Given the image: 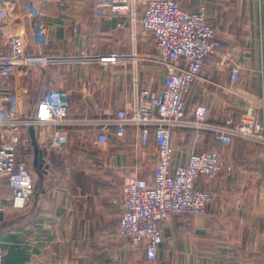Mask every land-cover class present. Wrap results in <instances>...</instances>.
<instances>
[{"label": "crops", "instance_id": "crops-1", "mask_svg": "<svg viewBox=\"0 0 264 264\" xmlns=\"http://www.w3.org/2000/svg\"><path fill=\"white\" fill-rule=\"evenodd\" d=\"M37 1L45 10L49 42L36 43L32 34L36 19L28 17L25 0H7L10 14L0 23V53L9 52L10 35L19 31L28 36V52L78 58L34 65L17 74L20 109L34 107L38 93L48 86L69 91L75 117L104 116L129 104L134 96L133 60L103 63L87 58L130 54L134 42L128 18L96 14L92 0H64L63 5L59 0ZM201 2H206L217 26L220 49L235 42L248 50L241 80L232 90L228 70L214 61L192 86L187 108L191 111L195 104L206 103L209 120L217 123L227 112L238 114L250 102L264 99V0H188L183 4L196 9ZM119 21L126 27H119ZM136 42L141 84L158 87L164 70L149 58L155 44L143 35ZM256 106L263 116L262 107ZM85 130L72 126L66 150L50 153L43 183L34 167V146L21 154L30 162L35 188L25 209L8 208L0 221L6 263L28 264L41 255L52 264H264V148L260 143L236 137L231 147H224L226 160L235 167L233 173L222 169L217 177L202 180L201 186L215 194L210 211L202 217L172 215L160 221L163 241L156 258L148 261L143 251L115 235L120 210L111 197L120 186L103 184L114 176L108 167L116 176L144 174L139 165L148 150L138 151L135 129L129 127L124 138L112 136L107 144H100L99 156L88 150L91 137ZM188 132L177 130L176 158L184 160L187 154ZM211 140V134L205 133L203 146ZM148 171L150 176L152 170ZM12 195L13 189L0 182V196Z\"/></svg>", "mask_w": 264, "mask_h": 264}, {"label": "built area", "instance_id": "built-area-1", "mask_svg": "<svg viewBox=\"0 0 264 264\" xmlns=\"http://www.w3.org/2000/svg\"><path fill=\"white\" fill-rule=\"evenodd\" d=\"M64 0H59L63 5ZM7 0H0V23L10 14ZM96 14L114 19L128 18L134 50L130 54L111 53L87 57L103 63L132 61L133 100L113 113L99 117H75L70 111V94L66 88L50 87L34 107L22 110L17 74L34 65L59 64L64 59L78 58L28 52L26 33L13 31L10 50L0 53V182L13 189V197L0 196V221L8 208L25 209L34 192L31 166L21 155L31 150L29 127L38 129L37 141L47 159L53 151L66 150L72 126L84 127L94 144H107L111 137L122 139L134 127L138 151L149 150L155 142L157 162L150 176L141 172L128 175L111 203L120 210L115 235L141 250L145 259L153 261L163 241L159 222L172 215L202 217L210 211L215 194L201 186L203 179H213L220 170L233 173L234 163L227 161L224 147H231L241 137L260 143L264 148V99L247 104L243 111L227 112L220 122L209 120L210 107L195 104L190 111L188 100L193 84L211 62L228 70L229 90L236 86L246 66L247 48L232 42L221 50L222 41L212 22L209 7L201 2L196 9L184 7L182 0H92ZM28 17L33 22L32 34L37 44H47L49 29L45 26V10L37 0H25ZM125 28V22H117ZM77 31V28H75ZM150 38L156 51L149 58L164 74L158 87L141 84L138 59L135 58L138 35ZM189 130L190 145L183 158H176L178 129ZM211 143L204 145L205 133ZM242 223L243 220L239 219ZM0 245V264L4 261ZM28 264H52L41 255ZM245 264H261L247 261Z\"/></svg>", "mask_w": 264, "mask_h": 264}, {"label": "rangeland", "instance_id": "rangeland-1", "mask_svg": "<svg viewBox=\"0 0 264 264\" xmlns=\"http://www.w3.org/2000/svg\"><path fill=\"white\" fill-rule=\"evenodd\" d=\"M183 1V3L185 2L186 3V1H188V0H182ZM138 36H140V34L138 35ZM138 68H139V66H138ZM89 148H88V150L89 151H93V153H95V154H97V155H99L100 156V154L103 152L101 149H100V145H96V144H94L93 143V141L92 140H89ZM25 152V150H23L22 151V153H24ZM149 154H148V156L145 158L146 160H144L143 162H142V164L141 165H139V170H142L143 169V171H144V176H149V175H146V173L147 172H149L148 170H152L151 168H153L154 167V165H155V163L157 162V151H156V146H155V142H152L151 143V146H150V149L147 151ZM21 153V154H22ZM107 169H109V171H108V173H110V174H113L114 176H109V178L107 179V182H104L103 184L104 185H110L111 187L113 186V185H115V186H121L124 182H125V180H126V178L128 177V175L129 174H126L125 176H122V175H119V174H117V176L113 173V171L108 167Z\"/></svg>", "mask_w": 264, "mask_h": 264}, {"label": "water", "instance_id": "water-1", "mask_svg": "<svg viewBox=\"0 0 264 264\" xmlns=\"http://www.w3.org/2000/svg\"><path fill=\"white\" fill-rule=\"evenodd\" d=\"M30 137H31V144L34 146V167L37 170V173L41 179V182L43 183L45 178L44 175L46 173V169L49 167V164L46 162V158L44 157L43 151L40 148V145H38L37 136L35 132V128L29 127Z\"/></svg>", "mask_w": 264, "mask_h": 264}, {"label": "trees", "instance_id": "trees-1", "mask_svg": "<svg viewBox=\"0 0 264 264\" xmlns=\"http://www.w3.org/2000/svg\"><path fill=\"white\" fill-rule=\"evenodd\" d=\"M43 91H44V89L40 92V93H38V95H40L39 97L37 96V99H36V101L35 102H37V100L43 95L42 93H43ZM28 162V161H27ZM28 164H30V162H28Z\"/></svg>", "mask_w": 264, "mask_h": 264}]
</instances>
